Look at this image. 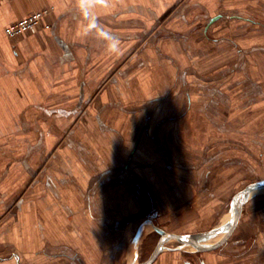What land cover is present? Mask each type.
Instances as JSON below:
<instances>
[{"label": "rangeland", "instance_id": "1", "mask_svg": "<svg viewBox=\"0 0 264 264\" xmlns=\"http://www.w3.org/2000/svg\"><path fill=\"white\" fill-rule=\"evenodd\" d=\"M179 3L177 18L171 20L170 12L161 20V24L146 28L144 25L132 26L131 32H143L137 35L141 38L146 35L144 32H147L148 36L151 35L157 41L161 36L165 40L175 34L179 39V47L182 48L188 40L195 41V44L200 46L205 43L203 47L197 46L196 49H200V52L202 49L206 51L202 56L205 60L203 66L206 71L205 79L211 82L210 86H216L220 82L222 72L216 73L219 68L215 67L220 63L221 49L235 47L232 40L236 33L240 35L243 31V38L246 40L247 37L255 38L256 34H259L260 40L264 36V25L257 27L250 24V20L264 24V0H243L242 7L234 8L233 3L232 7H220L212 10L211 14L204 9L195 10L193 13L205 12L206 16L199 18L195 15L194 19L192 13L189 15V22L183 18L189 8L183 7L181 1ZM229 3L228 6L231 5ZM219 13L224 17L206 28L210 16ZM235 15H242L243 18H236ZM241 23H244L242 30L239 25ZM175 28L177 31H174ZM155 29L159 32L156 38ZM252 29L256 32L248 31ZM205 32L211 39L223 34L226 38L214 42L202 35ZM133 37L136 35H132L129 42L132 51L140 42ZM244 44L246 45L245 42ZM245 45L244 53L256 49L255 45L252 48ZM262 47L264 45L260 44L258 49ZM139 49H136V52H139ZM137 54L136 57L132 54L135 58L133 64L142 66V57ZM243 59L242 82H236V91L232 82V94L237 92L244 98L264 96V57L260 54L254 57L257 61V72H254L255 67L250 65V58ZM210 63L212 65H209ZM177 64L174 77L176 85L164 92L154 90L147 98L143 94L136 96L135 87L139 86V83L132 78L130 90L135 91L136 97L130 104L125 105V110V106L115 105V118L122 112L125 114V117L119 116L120 119H115V124L105 119L91 121L85 116L83 120L61 121L65 129H59V133L56 126L58 122L51 120L52 117L45 120L47 117L41 115L39 120L32 122L34 130L29 139L24 136L23 130L19 131L18 136L4 134L1 264H129L137 254L139 261L144 262L155 250L160 234L150 225L137 249L133 248L132 241L136 228L151 214L159 213L154 218V223L168 232L183 234L204 230L207 229L209 220L216 224L221 221V216L229 212L232 207L231 198L236 192L247 183L264 178V122L259 124V128L258 125L250 126L246 122L239 124L240 117H234L238 109H243V119H252L256 115L253 113L255 108L249 110L251 105L245 104L235 108V105L224 104L222 99L217 102L220 98L218 88H200L195 92L198 102L193 106L194 109H191V112L195 113V121H189L187 113L190 107L192 108L189 102L192 89L187 87V78L194 75L195 79L202 80L203 76L192 70L190 65L186 67V57L178 60ZM232 84L228 82V85ZM190 94L192 95V91ZM212 97L216 98L215 102ZM105 109V105L99 104L96 112L101 113ZM263 115L261 113L260 117L263 118ZM240 128H248L239 137L242 144L240 151H243L244 156L253 157L251 148L259 149V174L249 168L220 169L216 167L218 164L214 166L216 162H220L222 156L229 154L225 153V149L229 147V138H226L222 131L238 132ZM257 128L259 129L256 131ZM4 131L8 132L7 129ZM45 131L55 134V147L72 145L73 148H69L72 154L64 156L58 150H44ZM75 131L81 135L77 136ZM15 145L18 152L11 153L10 150L16 147ZM204 147L205 153L202 151ZM71 155L76 157V166L71 163L74 160L70 159ZM14 157L19 161L17 169H14L11 163ZM54 157L60 161L58 164H54ZM26 160L34 162L33 168H27ZM205 161H213V168L205 167L208 165ZM200 164L204 166L198 168ZM47 172L54 177L66 176L69 182L75 181V184H61L60 188L74 193L80 188L78 191H82V194L59 193V185L51 189L40 185L39 190L27 196V190H33V182L44 178ZM78 175H89L90 183L80 185L76 179ZM190 175L199 178L206 176L211 183L192 184ZM181 181L182 183L177 185ZM203 190L211 194L210 198H216L215 201L212 200L211 206L217 205L221 208L220 216L208 215L209 202L206 198L195 199L197 192ZM179 192H182L181 195ZM224 196L226 198H223ZM22 198H29L34 204L35 216L29 225L26 224V218H23L22 224L26 228L30 226L31 231L39 229L36 233L38 241L24 239L25 236L22 238L21 229L19 241L11 238L19 216L22 217L19 204ZM176 244L177 241L172 239L166 242L168 247ZM191 249L194 248L184 247L182 253L191 254ZM169 254L168 250L162 252L163 257ZM174 255L172 254V257Z\"/></svg>", "mask_w": 264, "mask_h": 264}, {"label": "crops", "instance_id": "2", "mask_svg": "<svg viewBox=\"0 0 264 264\" xmlns=\"http://www.w3.org/2000/svg\"><path fill=\"white\" fill-rule=\"evenodd\" d=\"M180 1L183 7L189 8L183 17L186 22L190 21L189 15L195 10L204 9L208 14H211L212 10H217L220 7L228 8L234 4V8L242 7L241 3L243 2V0H4L0 3V254L3 242V224L1 223L3 203V136L4 134L18 136L19 131L23 130L24 136L29 139L34 130L32 122L39 120L41 115L47 117L45 120H49L52 117L51 120L57 121L56 126L59 133L65 129L61 121L63 122L68 119L78 121L83 120L86 116L91 121L93 119H105L111 120L114 123L115 119H120L119 116L125 117L124 112H122L121 115L118 114L115 118L116 104L123 105L124 107L127 103L130 104L136 96L138 97L143 94L147 98L154 90H162L164 92V90L174 87L176 85L174 77H176V68H178L177 61H181L186 57V67L190 65L192 70L203 76L202 80L200 78L195 79L194 75L187 78V87L188 89H192L190 90V93L192 91V95L189 93V102L192 108L190 107V111L187 113L189 121H195L193 118V114L195 113L191 112V109H194L193 106L198 102V96H195V92L200 88L207 89L211 87L213 89L218 88V94L220 95L218 100L212 97L214 98L213 102L215 100L220 102V99H222L224 104L235 105V108H239L238 106L242 107L244 104L251 105L249 110L255 108L253 113L254 115L256 113L257 116L255 115L249 120L243 119L245 116L243 115L244 110L238 109L234 117H240L239 124L246 122L250 126L258 125L257 127H259V124L264 122V115L263 118L260 117L261 113L264 114V96L244 98V96L238 95L237 92L234 95L231 92L233 84L236 88V82H242L244 57L250 58V65L252 64L251 66L255 67L254 72L258 71L257 61L254 60V57H257L259 54L264 57V47L260 50L258 49L260 44L264 45V36L261 38L262 41L259 39V34H256L255 38L247 37L246 40L243 38L242 31L240 35L236 33L233 40L229 38L235 47L233 49H221L220 63L215 69L219 68L216 73L222 72V75L216 87L210 86L211 82H207L205 79L206 71L203 66L205 65V60L202 56H204L206 51L202 49V52H200V49H196L197 46L203 47L205 43L200 46L196 45L195 41L188 40L184 45V49L179 47V39L175 34L168 36V39L165 38V40L161 36L158 41L153 39L151 35L148 36L147 32H144L146 35L142 36V38L138 37L143 33L141 31L138 34L136 32L132 34V26L144 25L143 27L146 28L151 25L161 24V20L170 12H172L170 14L171 20L177 18ZM228 2H230V6H228ZM46 7L50 8L47 19L52 23V27L49 30L34 34H24L15 38H10L6 34L5 29L8 24L30 12ZM196 13H193L194 19L196 18L195 15L199 18L206 16L205 12ZM222 17L224 16L220 13L211 15L206 28H209L212 23L217 21V19L220 20ZM235 17L239 19L243 18L242 15H235ZM213 18L215 19L213 20ZM244 23L239 24L240 30L244 28ZM250 24L257 27L264 25L254 20H250ZM175 29L174 31H177V28ZM157 31L158 29H155V38L159 36V32ZM248 31L256 32L253 29ZM205 33L202 35L214 42H219L226 38L225 34H223L219 36L220 38L214 37L211 39ZM132 35H136V37H133L135 40H140L134 51H132L131 44L129 43ZM244 45L251 48L255 45L256 49L244 53ZM138 48H140L139 52H136ZM137 53H139V57H142L140 58V61L143 63L142 66H135L133 64L134 57L138 55ZM132 54L134 57H132ZM183 63L185 62L183 61ZM209 65L212 64L210 63ZM132 78H135L139 83V86L135 87V90H137L136 96H134L135 91L130 90L132 88ZM228 82L231 84L233 82V84L230 86ZM99 104L106 106L105 112H96L98 111ZM125 108L126 106L123 109L125 110ZM259 110L260 112H258ZM234 119L238 120L237 118ZM238 127L240 126L238 125ZM5 129L8 132L4 133ZM247 130L248 128H240L238 132L227 131L226 133L222 131V134L226 138H229V147L225 149V153L229 154L222 156L219 160L220 162H216L214 166L218 164L216 167L220 169L224 167L225 169L249 168L255 174H259L258 169L260 166L257 163L258 154H260L259 149L251 148V154L254 158L247 155L244 156L243 151H240L242 144L239 137ZM75 132L77 136L81 135L77 131ZM44 134L46 137L44 150L48 152H56L58 150L64 156H68L67 154L69 153L72 154L69 149L73 148L72 145L70 147L68 145L55 147V134L48 131H45ZM232 138L239 139L234 140ZM16 148L17 146L12 147L10 152H18V148ZM205 149L204 147L203 153L206 152ZM220 150L223 151L224 149ZM231 152L234 153L231 154ZM54 158V164H58L60 161L56 160L57 157ZM72 158L74 160L71 163L76 166V157L71 155L70 159ZM11 163L14 169L19 167V161L16 157H14ZM204 163H208L209 165H205V167L209 169L213 168V161H205ZM25 164L28 169L33 168L35 165L34 162L27 160ZM203 164H200L198 168L204 166ZM189 178H192L191 183L195 185L211 183L206 176L199 178L190 175ZM76 179L80 185L90 183L89 175L87 177L78 175ZM68 180L69 178L66 176L58 175L54 177L47 172L44 178L33 182V190L31 192L27 190L26 195L28 196L34 193V191L39 190L40 185L47 189L59 185V193L65 192L70 195L82 194V191H78L80 188L76 189L77 193L73 191L66 192L67 189L63 190V188H60L61 184L76 183L75 181H70L72 182L70 183ZM39 181H42V183H39ZM181 183L182 181L177 185ZM181 193L179 192V195ZM205 193L204 190L199 193L197 192L195 199L202 197L205 200L206 198V201L209 202L208 215L220 216L221 208L217 205L211 206L212 200L215 201L216 198H210L211 194ZM223 198H226V196ZM19 204L22 217L19 216L14 232H11V238L19 241L21 229L24 234H21L22 238L25 236L24 239H35L38 241L39 238L38 236L36 237V233L39 229L35 227L37 230L33 229L31 231L30 226L26 228L22 224L23 218H26V224L29 225L32 217L35 216L34 204H32L29 198H22ZM224 204L222 205L224 206ZM158 214L156 212V216ZM151 215L136 228L132 241L133 248H138L145 232L149 230L150 225L153 226L150 222ZM223 216H227L228 221L231 216V208ZM227 221H220L215 224V222L211 223V220H209L207 229L189 233L206 232ZM142 227H144V231L140 238L136 240L137 233ZM221 236H214L208 241L201 240L200 242L204 244L216 243ZM184 247L190 246L177 241L176 245L168 247L165 242V247L150 264H264V190L256 189L251 192L243 205L241 216L234 231L220 246L206 251L191 249V251L188 250L191 254L186 255L182 253L184 252L182 251ZM165 250L170 251V254L163 257L162 252ZM172 254H175L174 257H172ZM138 258L139 255L137 254L129 264L143 263ZM1 263L2 256L0 255Z\"/></svg>", "mask_w": 264, "mask_h": 264}, {"label": "water", "instance_id": "3", "mask_svg": "<svg viewBox=\"0 0 264 264\" xmlns=\"http://www.w3.org/2000/svg\"><path fill=\"white\" fill-rule=\"evenodd\" d=\"M214 19L215 18H213V20ZM256 189H264V179L250 182L242 190L237 192L234 195L233 200H232L230 220L206 232L183 233V234L168 232L165 229L155 225L154 221L151 220L150 222L153 224V227L155 228V230L158 233H160V238L150 258L146 260L145 262L139 263V264H150L155 259V257L162 251V249L165 247V242L169 241L170 239L179 241L180 243L184 245H189L193 247L196 251L211 250V249H214L220 246L222 243H224L229 238V236L234 231L236 225L238 224L239 218L241 216V212H242L245 201L248 199L251 192ZM143 229L144 227H142L138 231L136 240H138L140 236L142 235V232L144 231ZM218 235H222V236L216 243L204 244L200 242L201 240H205V239L218 236Z\"/></svg>", "mask_w": 264, "mask_h": 264}, {"label": "built area", "instance_id": "4", "mask_svg": "<svg viewBox=\"0 0 264 264\" xmlns=\"http://www.w3.org/2000/svg\"><path fill=\"white\" fill-rule=\"evenodd\" d=\"M4 0H0V3ZM50 8H42L30 12L29 14L18 18L6 26V34L10 38H15L24 34H34L49 30L52 23L47 19Z\"/></svg>", "mask_w": 264, "mask_h": 264}, {"label": "bare ground", "instance_id": "5", "mask_svg": "<svg viewBox=\"0 0 264 264\" xmlns=\"http://www.w3.org/2000/svg\"><path fill=\"white\" fill-rule=\"evenodd\" d=\"M231 217V216H230ZM230 220V219H229ZM221 221H223V222H225V221H227V216H223L222 218H221ZM205 240H210V238H208V239H205Z\"/></svg>", "mask_w": 264, "mask_h": 264}, {"label": "flooded vegetation", "instance_id": "6", "mask_svg": "<svg viewBox=\"0 0 264 264\" xmlns=\"http://www.w3.org/2000/svg\"><path fill=\"white\" fill-rule=\"evenodd\" d=\"M156 217V213L152 214L150 219L154 221V218ZM160 234V233H159Z\"/></svg>", "mask_w": 264, "mask_h": 264}]
</instances>
